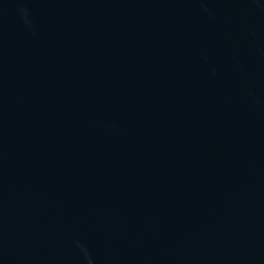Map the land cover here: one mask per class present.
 I'll return each instance as SVG.
<instances>
[{"label": "water", "instance_id": "1", "mask_svg": "<svg viewBox=\"0 0 264 264\" xmlns=\"http://www.w3.org/2000/svg\"><path fill=\"white\" fill-rule=\"evenodd\" d=\"M0 264H264V0H0Z\"/></svg>", "mask_w": 264, "mask_h": 264}]
</instances>
